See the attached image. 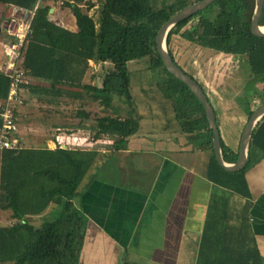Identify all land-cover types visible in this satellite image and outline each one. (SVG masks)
I'll return each mask as SVG.
<instances>
[{"label":"trees","instance_id":"16d2710c","mask_svg":"<svg viewBox=\"0 0 264 264\" xmlns=\"http://www.w3.org/2000/svg\"><path fill=\"white\" fill-rule=\"evenodd\" d=\"M199 1L202 0H102L96 22L84 10L95 6L92 0H60L74 17L76 33L50 20L52 8L48 1L38 6V0L0 3L35 10L22 68L26 78L49 84L41 89L43 94L53 92L73 102L88 99L102 104L104 111L114 105L115 98L133 107L128 64L147 59L149 69L162 74L157 87L165 108L172 110L180 132L209 154L207 180L223 192L211 198L196 264H264L249 222L252 204L246 181L257 155L264 156V117L253 130L246 166L235 173L225 171L215 158L214 136L202 104L185 84L167 72L157 50L160 28L183 8ZM208 9L209 13H203ZM254 10L255 0H216L170 30L166 40L170 56L176 63L171 43L174 36H179L202 49L234 57L236 65L246 69L249 83L260 82L264 104V38L251 32ZM194 19L196 25L188 29ZM259 25L264 27V7ZM90 62L111 66L109 71L95 75L101 78L98 85L86 83ZM9 84V78L0 72L1 102L8 96ZM27 88L33 91L32 86ZM85 113L76 114L83 117ZM93 121L94 138L111 141L114 151L124 149L140 126L139 117L131 115H98ZM221 150L227 164L236 162L238 150L233 152L222 140ZM95 158V152L60 146L54 150L24 149L19 144L18 149L4 153L0 212H8L15 223L0 225V264H78L85 219L73 200ZM50 208L53 211L40 226L29 224V217L41 216Z\"/></svg>","mask_w":264,"mask_h":264},{"label":"crops","instance_id":"0c3cea01","mask_svg":"<svg viewBox=\"0 0 264 264\" xmlns=\"http://www.w3.org/2000/svg\"><path fill=\"white\" fill-rule=\"evenodd\" d=\"M14 8L18 7L0 3V68L4 63L1 43L10 40L6 24ZM58 25L78 32L76 25ZM100 67L92 62L86 83H100V76H95L102 72H98ZM24 86L21 93L25 105L17 115L21 148L54 150L60 146L96 153L73 200L85 219L78 264H196L211 198L215 193L223 195L207 180L209 154L196 148L180 131L173 135L142 132V125L124 149L114 151L111 141L94 138L93 120L103 115L102 104L88 99L73 102L53 92L43 94L41 89L49 84L38 79L26 78ZM211 96L218 106L219 116L213 108L217 120L220 117L224 125L228 124L230 107H237L233 96ZM119 102L127 108L126 113H136V103L130 102L132 107ZM79 111L88 117H79ZM247 121L242 116L237 119L240 136ZM108 158L115 172H111V181L100 180L94 171L105 168ZM256 161L246 173L252 204L249 222L264 258V156L257 155ZM51 211L53 208L29 217V224L40 226ZM14 223L8 212H0L1 226Z\"/></svg>","mask_w":264,"mask_h":264},{"label":"rangeland","instance_id":"374dc122","mask_svg":"<svg viewBox=\"0 0 264 264\" xmlns=\"http://www.w3.org/2000/svg\"><path fill=\"white\" fill-rule=\"evenodd\" d=\"M92 1L95 6L92 9L85 8L84 10L98 22L102 0ZM48 4L52 8V12L49 15L52 22L75 26V20L71 11L68 8L62 7L60 0H48ZM209 11L210 9L203 13L206 14ZM196 23L197 19L192 20L187 26L188 29H192ZM171 52L178 66L202 86L218 116V106L211 95L219 93L221 95L231 94L233 96V101L237 104L236 110H233L235 106L232 105L227 118L229 123L224 125L221 118L218 117V125L221 130L223 143L229 146L233 152H236L241 138L239 135L241 125L238 124L237 119L241 116L248 119L250 112L257 110L263 104L262 96L259 92L260 82L249 83L246 69L243 66H237V61L234 57L202 49L182 40L179 36L173 37ZM100 66L98 72H107L111 68L108 63ZM128 70L130 72L133 102L137 105L136 113H126L125 109L127 108L124 109L122 102H119V100L123 99L115 98L114 105L104 111L103 115H119L121 118L129 117V115L133 117L138 116L141 120L140 125L144 127L142 132L146 131L166 135H173L179 132L180 130L173 119V112L170 108H165V101L157 87L162 81V74L159 71L150 70L147 59L130 62ZM250 105L254 108L251 109ZM105 140L108 141L107 139ZM193 145L196 146V143ZM113 167V161L108 158L105 168L98 171L95 170L94 173H96L100 180L111 181ZM251 214L254 217L255 213L251 212Z\"/></svg>","mask_w":264,"mask_h":264},{"label":"water","instance_id":"95a60500","mask_svg":"<svg viewBox=\"0 0 264 264\" xmlns=\"http://www.w3.org/2000/svg\"><path fill=\"white\" fill-rule=\"evenodd\" d=\"M216 0H202L195 4L189 5L172 16L159 30L156 38L157 50L163 65L167 72L185 84L191 92L196 96L199 102L202 104L209 128L213 132V146L215 152V158L221 168L230 173L241 171L247 163L248 151L250 146V140L258 122L264 117V104H262L257 110H255L249 117L240 138L238 157L234 164H227L222 157L221 150V135L217 124V117L215 111L209 102V99L202 87L191 76L187 75L172 59L170 56L166 40L170 30L179 22L195 16L200 11H203ZM264 0H255V10L251 23V32L254 36L264 38V32L259 25L260 19L263 14Z\"/></svg>","mask_w":264,"mask_h":264},{"label":"built area","instance_id":"2783aa9c","mask_svg":"<svg viewBox=\"0 0 264 264\" xmlns=\"http://www.w3.org/2000/svg\"><path fill=\"white\" fill-rule=\"evenodd\" d=\"M42 1L48 0H38L37 6ZM34 13L35 10L14 8L6 24L10 40L7 43H1L4 51V63L0 71L9 78L10 84L8 96L0 108V167L4 153L19 147L17 113L25 104L21 85L26 79L22 68V58L32 32Z\"/></svg>","mask_w":264,"mask_h":264},{"label":"bare ground","instance_id":"6f19581e","mask_svg":"<svg viewBox=\"0 0 264 264\" xmlns=\"http://www.w3.org/2000/svg\"><path fill=\"white\" fill-rule=\"evenodd\" d=\"M262 31L264 32V28L262 29Z\"/></svg>","mask_w":264,"mask_h":264}]
</instances>
